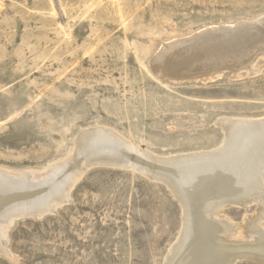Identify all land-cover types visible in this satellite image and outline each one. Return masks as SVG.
Here are the masks:
<instances>
[{
	"label": "rangeland",
	"instance_id": "obj_1",
	"mask_svg": "<svg viewBox=\"0 0 264 264\" xmlns=\"http://www.w3.org/2000/svg\"><path fill=\"white\" fill-rule=\"evenodd\" d=\"M261 16L264 0H0V167L42 170L97 126L158 156L216 148L219 118H264L263 54L173 81L151 61L170 40ZM68 196L8 226L0 264H164L181 229L170 188L131 164L85 167ZM255 210L222 214L239 225Z\"/></svg>",
	"mask_w": 264,
	"mask_h": 264
},
{
	"label": "bare ground",
	"instance_id": "obj_2",
	"mask_svg": "<svg viewBox=\"0 0 264 264\" xmlns=\"http://www.w3.org/2000/svg\"><path fill=\"white\" fill-rule=\"evenodd\" d=\"M259 54L264 57V16L170 40L151 62L172 80L213 73L231 60L239 64ZM169 60L176 69L170 68ZM218 124L224 137L206 151L158 156L139 150L115 130L97 126L77 134L70 158L42 170L0 167V248L5 251L13 218L53 209L57 201L68 198L82 169L102 162L133 165L164 181L180 202L181 229L164 264H234L243 258L264 263V118L222 117ZM250 204L256 206L254 214L239 225L222 214L226 208Z\"/></svg>",
	"mask_w": 264,
	"mask_h": 264
},
{
	"label": "water",
	"instance_id": "obj_3",
	"mask_svg": "<svg viewBox=\"0 0 264 264\" xmlns=\"http://www.w3.org/2000/svg\"><path fill=\"white\" fill-rule=\"evenodd\" d=\"M69 201V196L68 198L66 199H63V200H60V201H57L58 203H56L57 205L53 208V209H50L49 211H41V212H38V213H34V214H22V215H17V217L13 218V221L12 223L9 225V227L18 219H22V218H26V217H29V218H39V217H42L44 215H47V214H53L56 212V210L61 207L63 204L67 203ZM8 227V228H9Z\"/></svg>",
	"mask_w": 264,
	"mask_h": 264
}]
</instances>
